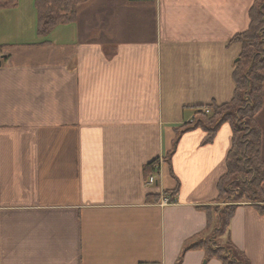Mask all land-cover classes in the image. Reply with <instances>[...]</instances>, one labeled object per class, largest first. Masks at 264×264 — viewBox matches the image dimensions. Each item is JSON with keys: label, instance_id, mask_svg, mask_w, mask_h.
Instances as JSON below:
<instances>
[{"label": "crops", "instance_id": "crops-1", "mask_svg": "<svg viewBox=\"0 0 264 264\" xmlns=\"http://www.w3.org/2000/svg\"><path fill=\"white\" fill-rule=\"evenodd\" d=\"M254 1L87 0L48 35L35 0L0 9V264H221L187 246L220 224L232 128L185 124L233 98ZM236 206L217 241L264 264V217Z\"/></svg>", "mask_w": 264, "mask_h": 264}, {"label": "trees", "instance_id": "trees-1", "mask_svg": "<svg viewBox=\"0 0 264 264\" xmlns=\"http://www.w3.org/2000/svg\"><path fill=\"white\" fill-rule=\"evenodd\" d=\"M87 0H35L38 17V34L48 35L61 24L76 19L78 8ZM19 0H0V9H12ZM240 43L242 52L233 71L235 91L226 103H211L196 110V120L185 129L203 128L205 142L213 141L219 127L229 123L232 128V146L228 152L226 173L218 181V200L224 206L205 207L208 225L214 216L220 224L210 238L198 239L188 249L202 250L206 259L221 264H251L248 256L231 240L222 245L217 237L228 233L236 205L252 203L264 217V157L262 130L257 117L264 107V0H255L250 10L248 29L233 38ZM209 108L210 113L201 109ZM151 169L146 170V176ZM151 199V197H149ZM159 200V196H154Z\"/></svg>", "mask_w": 264, "mask_h": 264}, {"label": "built area", "instance_id": "built-area-1", "mask_svg": "<svg viewBox=\"0 0 264 264\" xmlns=\"http://www.w3.org/2000/svg\"><path fill=\"white\" fill-rule=\"evenodd\" d=\"M154 181V179L153 178H151V182H153ZM167 201V200H166Z\"/></svg>", "mask_w": 264, "mask_h": 264}, {"label": "water", "instance_id": "water-1", "mask_svg": "<svg viewBox=\"0 0 264 264\" xmlns=\"http://www.w3.org/2000/svg\"><path fill=\"white\" fill-rule=\"evenodd\" d=\"M236 61H238V60H236Z\"/></svg>", "mask_w": 264, "mask_h": 264}]
</instances>
